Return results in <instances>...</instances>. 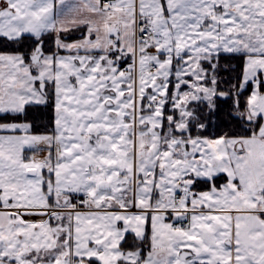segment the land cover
Listing matches in <instances>:
<instances>
[{
    "label": "snow or ice",
    "instance_id": "obj_1",
    "mask_svg": "<svg viewBox=\"0 0 264 264\" xmlns=\"http://www.w3.org/2000/svg\"><path fill=\"white\" fill-rule=\"evenodd\" d=\"M0 264H264V0H0Z\"/></svg>",
    "mask_w": 264,
    "mask_h": 264
}]
</instances>
